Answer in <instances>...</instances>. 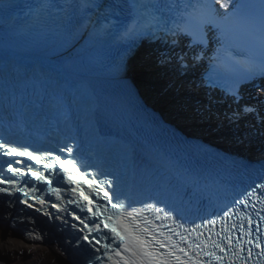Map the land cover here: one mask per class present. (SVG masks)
Here are the masks:
<instances>
[{"label":"snow or ice","instance_id":"snow-or-ice-1","mask_svg":"<svg viewBox=\"0 0 264 264\" xmlns=\"http://www.w3.org/2000/svg\"><path fill=\"white\" fill-rule=\"evenodd\" d=\"M260 2L262 11H264V0ZM216 4L220 5L222 12L215 7ZM175 6L179 7V4ZM243 7L241 0H210L204 8L195 10L197 14L195 17L188 14L186 18L182 17L179 21L172 20L167 23L158 21L155 27L150 26L147 34L155 40L170 45L173 50L181 47L185 37H191L187 43L189 51L182 49L174 53L178 66L181 69H187L190 64L194 65L203 60L204 49L208 47L210 39L208 32L215 30L218 33L217 41L224 40L226 33L223 21L238 17ZM172 58V56H167L162 62H167ZM230 94L233 101L239 103L240 97L235 84ZM241 111L253 114L257 113L258 109L255 106H244ZM240 114V112L234 113L235 116ZM75 150V145L65 144L56 150L63 154L64 158H61V155L54 154L52 151L47 152L46 155L37 154L35 150H28L27 146H13L7 141L0 140V154L6 157H27L36 165H42L41 170L34 169L31 164H24V167L13 166V164L23 163L18 159L7 162V172L13 175L0 179V185H6L0 187V193L11 196L13 193L9 189L14 188L15 192L23 195L18 202L33 208L34 205L27 199L29 192L33 193L32 199L39 204L43 205L45 201L35 195L36 188L26 191L22 187H17L14 177L30 174L35 182L51 186L53 181L50 177L55 174L58 182L66 181L72 185L70 191L77 198L69 203L76 204L81 212L86 213L84 218L76 215L75 212L71 213L73 219L79 222L78 225L73 224L72 227L81 234L77 245L83 241L93 250L90 264H97V261L104 264L105 257L109 264H212L213 260L223 262L226 257L227 264H233L232 257L241 259V264H247L248 259L253 256V251L251 247L245 249L244 245L253 243L256 248L260 249L256 256L264 257V246L260 243L262 237L256 235L253 238L251 228L255 222L253 216L237 210L241 205L245 209L251 207L255 210L256 203H252L253 198L264 205V181L255 184L251 191H246L242 197L234 199L232 205H225L221 208L217 218H202L201 223L188 224L178 209L169 208L163 201H140L141 206L136 207L126 196L121 199L122 194L117 191L114 180L107 176L100 179L102 173L89 172L87 167L83 173L81 172L82 165L76 162ZM46 171L48 175L45 174ZM25 183L30 182L25 181ZM84 186L88 188L87 193ZM53 191L59 193L61 189L56 187ZM93 196L96 197L95 200ZM81 200L84 202L83 206H81ZM97 201H103V203ZM161 204L164 206H160ZM52 207L58 212L65 211L57 204H53ZM87 214H90L91 222ZM44 215L51 216V213L45 212ZM233 216L240 221L239 224L229 223ZM255 217L264 221V216H261L259 211H255ZM57 218L61 219L59 216ZM218 220L221 228L213 232ZM244 220H247L248 228H245ZM104 229H107V232ZM255 231L257 233L260 231L258 223ZM205 232L209 234L207 237H205ZM234 232L242 233V236L248 239L241 242V236H234ZM213 234L216 239H212ZM233 240L236 241L235 244ZM101 252H103L102 256L97 255ZM218 252L223 255H219ZM245 252L246 255H243ZM201 254L209 259H201Z\"/></svg>","mask_w":264,"mask_h":264},{"label":"bare ground","instance_id":"bare-ground-1","mask_svg":"<svg viewBox=\"0 0 264 264\" xmlns=\"http://www.w3.org/2000/svg\"><path fill=\"white\" fill-rule=\"evenodd\" d=\"M54 258L45 247L11 231L0 220V264H62Z\"/></svg>","mask_w":264,"mask_h":264}]
</instances>
